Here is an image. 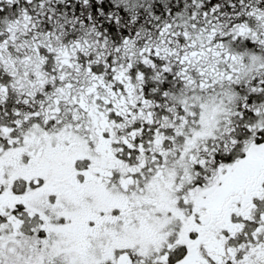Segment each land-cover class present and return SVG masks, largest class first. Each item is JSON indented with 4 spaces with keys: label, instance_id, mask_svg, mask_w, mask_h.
I'll list each match as a JSON object with an SVG mask.
<instances>
[{
    "label": "snow or ice",
    "instance_id": "1",
    "mask_svg": "<svg viewBox=\"0 0 264 264\" xmlns=\"http://www.w3.org/2000/svg\"><path fill=\"white\" fill-rule=\"evenodd\" d=\"M0 264H264V0H0Z\"/></svg>",
    "mask_w": 264,
    "mask_h": 264
}]
</instances>
